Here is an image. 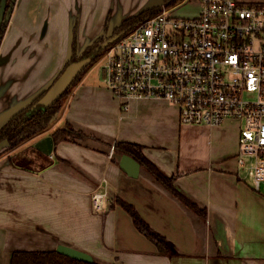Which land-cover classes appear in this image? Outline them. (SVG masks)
I'll list each match as a JSON object with an SVG mask.
<instances>
[{"label": "crops", "instance_id": "obj_1", "mask_svg": "<svg viewBox=\"0 0 264 264\" xmlns=\"http://www.w3.org/2000/svg\"><path fill=\"white\" fill-rule=\"evenodd\" d=\"M154 1L17 0L0 51V119L57 80L71 57L77 23L81 53L108 23L111 31ZM237 1L264 7V0ZM98 67L72 89L41 137L69 123L87 138L61 142L51 156L35 149L33 168L13 160L25 145L9 151L8 143L0 144V264H10L15 251H54L60 245L100 264H264V191L254 189L238 164L241 123L183 125L176 106L155 99L132 100L123 112L100 67V78H92ZM118 142L142 146L207 217L176 199L145 168L138 178L126 174L115 153ZM97 192L106 195L102 212L94 209ZM118 199L163 234L175 256L160 255Z\"/></svg>", "mask_w": 264, "mask_h": 264}, {"label": "built area", "instance_id": "obj_2", "mask_svg": "<svg viewBox=\"0 0 264 264\" xmlns=\"http://www.w3.org/2000/svg\"><path fill=\"white\" fill-rule=\"evenodd\" d=\"M200 12L170 7L139 24L98 62L127 112L132 100H164L183 125L241 123L238 164L264 191V7L237 0H192ZM100 63L102 65H100ZM106 195H93L102 212Z\"/></svg>", "mask_w": 264, "mask_h": 264}, {"label": "trees", "instance_id": "obj_3", "mask_svg": "<svg viewBox=\"0 0 264 264\" xmlns=\"http://www.w3.org/2000/svg\"><path fill=\"white\" fill-rule=\"evenodd\" d=\"M11 3L12 0H9ZM184 0H165L167 7L176 5ZM1 2V1H0ZM15 6V3H14ZM162 12V7H155L149 10H145L138 15L132 16L124 20L120 26L113 28L110 35L109 23L105 33L98 37L90 46H88L82 53H79L78 48V23L74 29V37L72 43V54L65 65L64 71L72 64L89 61V65L79 75V77L73 82L71 87L65 92L63 97H68L71 94V88L76 87L82 78L92 69L104 56V54L115 45L122 37L129 34L139 24L151 19ZM9 22L5 23L0 30V50L4 42ZM59 76V77H60ZM58 77V78H59ZM57 78V80H58ZM56 80V81H57ZM55 81V82H56ZM54 82V83H55ZM52 84V86L54 85ZM51 86V87H52ZM48 88L42 94L37 96L29 105L19 111L9 123L0 131V144L8 143L9 151L18 149L34 138L47 132L51 129L54 121L58 118L63 109L62 98L57 100L50 106L41 104V100L51 89ZM55 146L68 139L83 140L87 138V135L83 132L75 130V128L66 123L65 126L56 129L51 133ZM115 153L118 155H129L136 159L148 173L154 177V179L166 188L176 199L182 202L185 206L196 212L203 218L207 217L206 209L200 208L190 198H188L183 192H181L176 186V177L165 174L153 161L148 159L144 154L142 146L118 142L115 145ZM117 203L121 205L132 217L136 228L150 239L157 247L160 255H166L173 257L175 252L168 241V239L156 231L138 212V210L131 204L118 199ZM10 264H100L94 261L88 263L80 261L69 256L54 251H15L11 255Z\"/></svg>", "mask_w": 264, "mask_h": 264}, {"label": "water", "instance_id": "obj_4", "mask_svg": "<svg viewBox=\"0 0 264 264\" xmlns=\"http://www.w3.org/2000/svg\"><path fill=\"white\" fill-rule=\"evenodd\" d=\"M15 2L16 0H13V3L11 4V9H13ZM163 5L167 6L165 5V0H157V1L155 0L153 4L150 7L146 8L145 10H149V9L159 7V6L163 7ZM6 9H7V0H2L1 10H0V25L4 21ZM7 20H9L8 17H7ZM111 33L112 32H110V35ZM88 65H89V61H83V62L70 65L64 71V73L58 78V80L54 83V85L51 87V89L46 94V96L41 100V104L45 106H50L54 104L57 100L61 99L62 96L65 94V92L71 87L73 82L79 77V75L84 71V69ZM30 103H28L27 105H29ZM26 106L0 119V131L9 123V121L19 111H21ZM54 146L55 144H54V140L52 136H48V137H45L39 140L35 144V149L47 156H51L53 154ZM120 167L123 169V171L126 174L134 178H138L140 176V172L142 168L141 164L136 159L132 158L129 155L121 156ZM57 251L63 255L69 256L71 258H74L80 261H84L88 263L94 262V258L90 254L74 249V248H71V247H68V246H65V245H60Z\"/></svg>", "mask_w": 264, "mask_h": 264}, {"label": "rangeland", "instance_id": "obj_5", "mask_svg": "<svg viewBox=\"0 0 264 264\" xmlns=\"http://www.w3.org/2000/svg\"><path fill=\"white\" fill-rule=\"evenodd\" d=\"M165 5H166V2H165ZM170 8L173 11V14L177 17H192V16L198 15L200 12L199 2H193L192 0L181 1L174 6H171ZM162 10H163V7H162ZM97 65L98 63L95 65V67H97ZM100 65L102 64L100 63ZM98 69L99 67L96 68V71L93 73L92 78L94 77L100 78L98 74L99 73ZM72 89H74V87H72L71 90ZM66 102H67V97H63L62 98L63 105H65ZM49 132H50V129L47 131V133ZM47 133L45 132L41 134L40 136L34 138L33 140L27 143L29 145H25L23 149L15 153V155L13 156L14 162H17L19 164L23 163L26 167L33 168L34 163L32 162L33 160L32 154L34 155L36 154L35 144L41 139L42 135L44 136Z\"/></svg>", "mask_w": 264, "mask_h": 264}, {"label": "flooded vegetation", "instance_id": "obj_6", "mask_svg": "<svg viewBox=\"0 0 264 264\" xmlns=\"http://www.w3.org/2000/svg\"><path fill=\"white\" fill-rule=\"evenodd\" d=\"M0 10H1V4H2V0H0ZM13 1V0H12ZM17 1V0H16ZM13 3V2H12ZM9 0H7V9H6V13H5V17H4V21L2 22V24L0 25V30H1V27L5 24V23H8L10 24V21H11V18L13 16V12H14V7L13 6V9H11V4H12ZM15 5H16V2H15ZM11 9V10H10ZM7 17L9 18V20H7ZM9 28V27H8ZM8 28H7V31H8ZM2 48V47H1ZM1 51V50H0ZM82 53V52H81Z\"/></svg>", "mask_w": 264, "mask_h": 264}]
</instances>
